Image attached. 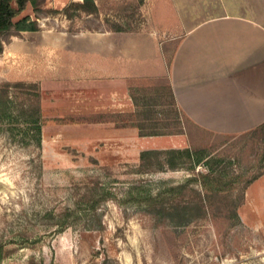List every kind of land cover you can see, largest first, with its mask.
<instances>
[{
  "label": "rangeland",
  "instance_id": "rangeland-1",
  "mask_svg": "<svg viewBox=\"0 0 264 264\" xmlns=\"http://www.w3.org/2000/svg\"><path fill=\"white\" fill-rule=\"evenodd\" d=\"M156 1L38 0L2 36L0 264H264V124L196 127L122 75ZM171 148L207 163L140 158Z\"/></svg>",
  "mask_w": 264,
  "mask_h": 264
},
{
  "label": "crops",
  "instance_id": "crops-1",
  "mask_svg": "<svg viewBox=\"0 0 264 264\" xmlns=\"http://www.w3.org/2000/svg\"><path fill=\"white\" fill-rule=\"evenodd\" d=\"M148 14L123 76L164 78L196 127L264 124V0H162ZM172 40L167 59L162 45Z\"/></svg>",
  "mask_w": 264,
  "mask_h": 264
},
{
  "label": "trees",
  "instance_id": "trees-1",
  "mask_svg": "<svg viewBox=\"0 0 264 264\" xmlns=\"http://www.w3.org/2000/svg\"><path fill=\"white\" fill-rule=\"evenodd\" d=\"M86 1L92 2V0H82L81 4H84V2ZM37 2L38 0H0V51L2 49V41H3L2 36L5 33L10 32L12 29L16 31H32L37 29L38 25L36 20L31 19L29 15H24L14 22V19L26 9L28 4L36 5ZM13 3L15 5H13ZM168 92H169V96L171 97V103L175 106V101L169 86H168ZM36 129L39 130L40 127L36 126ZM159 154L160 155L162 154L164 156L169 155L171 157L167 159L164 158V160H159V161L156 160V164L158 165L157 167L158 170H164L165 168L174 169L178 167L179 165L174 160L176 156L187 155L192 165L191 168L199 164H206L207 159L205 158H207L208 156L190 151L187 148L183 150L171 148L165 152L143 150L140 153V158L142 160L145 157L151 158V156H157ZM159 194L160 193H156L157 196Z\"/></svg>",
  "mask_w": 264,
  "mask_h": 264
}]
</instances>
